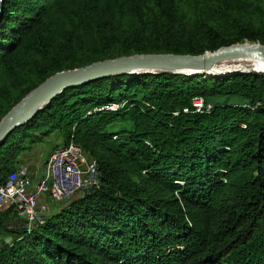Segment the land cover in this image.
Instances as JSON below:
<instances>
[{"label": "trees", "instance_id": "16d2710c", "mask_svg": "<svg viewBox=\"0 0 264 264\" xmlns=\"http://www.w3.org/2000/svg\"><path fill=\"white\" fill-rule=\"evenodd\" d=\"M246 42L264 44V0H0V122L60 72ZM54 134L97 161L100 188L31 231L0 212V264H264L263 73L66 89L0 147V186Z\"/></svg>", "mask_w": 264, "mask_h": 264}, {"label": "water", "instance_id": "95a60500", "mask_svg": "<svg viewBox=\"0 0 264 264\" xmlns=\"http://www.w3.org/2000/svg\"><path fill=\"white\" fill-rule=\"evenodd\" d=\"M239 56L264 60V44L246 42L204 55L136 54L97 62L84 68L57 73L32 90L0 122V147L17 128L30 122L56 96L69 88L123 74L174 73L213 75L214 67ZM254 70L227 73H248ZM256 72V71H255Z\"/></svg>", "mask_w": 264, "mask_h": 264}, {"label": "built area", "instance_id": "2783aa9c", "mask_svg": "<svg viewBox=\"0 0 264 264\" xmlns=\"http://www.w3.org/2000/svg\"><path fill=\"white\" fill-rule=\"evenodd\" d=\"M193 106L198 112L212 109L202 97H196ZM118 107L112 104L105 109L116 110ZM100 185L97 161L75 143L60 145L45 161L43 175L37 182L28 164H19L8 175L0 186V212L12 211L20 225L31 231L45 224L50 199L63 203L80 193L85 195L98 189Z\"/></svg>", "mask_w": 264, "mask_h": 264}, {"label": "rangeland", "instance_id": "374dc122", "mask_svg": "<svg viewBox=\"0 0 264 264\" xmlns=\"http://www.w3.org/2000/svg\"><path fill=\"white\" fill-rule=\"evenodd\" d=\"M63 141L60 136L57 134H54L49 139L44 140L42 143L32 145L30 149L22 153L20 156V159L24 162L33 161V166H42L43 162L46 160L47 156L51 153V151L56 148L59 145H62ZM53 152V151H52ZM33 166L31 169H33ZM33 171V170H32ZM34 174V171H33ZM83 194L80 193V195L75 196L73 199L68 200L63 203H55L51 199L50 202V214H55L57 212V209L60 207H57V205L63 204V206L68 205L71 201H73L75 198L81 197ZM52 214V215H53ZM16 224L20 225L19 222L11 221V224L9 223V228H16ZM19 227V226H18ZM9 240V239H7Z\"/></svg>", "mask_w": 264, "mask_h": 264}, {"label": "bare ground", "instance_id": "6f19581e", "mask_svg": "<svg viewBox=\"0 0 264 264\" xmlns=\"http://www.w3.org/2000/svg\"><path fill=\"white\" fill-rule=\"evenodd\" d=\"M254 70L264 74V60L257 57L239 56L221 63L212 70L213 75L227 74L234 71Z\"/></svg>", "mask_w": 264, "mask_h": 264}, {"label": "crops", "instance_id": "0c3cea01", "mask_svg": "<svg viewBox=\"0 0 264 264\" xmlns=\"http://www.w3.org/2000/svg\"><path fill=\"white\" fill-rule=\"evenodd\" d=\"M59 146H60V145H59ZM54 149H55V148H54ZM54 149H53V150H54ZM53 150H52V151H53ZM52 151H51V153H52ZM51 153L49 154V156L51 155ZM49 156H47L46 160L49 158ZM20 160H21V159H20ZM46 160H45V161H46ZM21 161H22V160H21ZM45 161L43 162L42 166H40V167H39V166H35V167H34V166H33V161H31V160L28 161V162H24V161H22L20 164H28V165L31 166V168H32V166H33V169H32V170L34 171V174H33V175H34V180L37 182V181L40 179V177L43 175V170H44V163H45ZM57 207H60V208L57 209V211H59V210H60L62 207H64V206H63V204H60V205H57ZM52 214H53V213H52ZM52 214L49 213L48 216H49V215H52Z\"/></svg>", "mask_w": 264, "mask_h": 264}]
</instances>
